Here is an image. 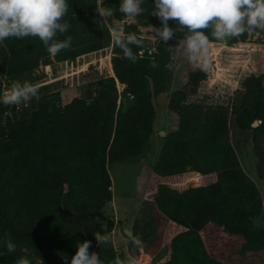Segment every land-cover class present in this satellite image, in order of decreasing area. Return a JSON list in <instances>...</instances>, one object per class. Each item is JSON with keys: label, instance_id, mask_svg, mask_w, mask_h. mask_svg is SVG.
<instances>
[{"label": "trees", "instance_id": "obj_1", "mask_svg": "<svg viewBox=\"0 0 264 264\" xmlns=\"http://www.w3.org/2000/svg\"><path fill=\"white\" fill-rule=\"evenodd\" d=\"M155 0H144V13L136 22H128L119 12L121 0H100L114 9L111 21L99 16L98 0H67L63 18L71 27L58 33L57 39L72 37L70 49L50 55L38 37L8 38L0 44V94L4 80L34 82L41 65L73 62L78 57L111 48L114 75L87 84L82 95L67 104L50 83L39 86L40 99L33 98L25 110L0 103V264H15L21 256L32 264H68L77 251V241L90 240V251L98 253L109 264L116 257L112 242L98 245L95 232L105 234L98 217L112 199L109 163L127 162L144 151L153 133L154 106L151 80L166 78L172 62V43L148 36L143 45H132L137 62L123 58V52L110 37L109 23L123 21L125 33L140 27H160L152 14ZM173 38H182L188 29L174 21ZM149 33L154 37L151 29ZM211 38L210 30H204ZM251 33L264 36V30H249L240 37H229V43L246 42ZM258 42H262L258 38ZM155 61L158 68L150 67ZM206 77L201 70L191 72L189 84L173 93L169 107L180 116L179 126L166 136L163 150L155 165L161 176L187 171L203 173L205 163L191 152L192 137L203 133H227L228 120L222 110L212 112L204 121L184 103L197 92ZM118 83L123 86L119 89ZM200 174L190 181H199ZM195 177H198L196 180ZM158 210L180 222L192 223L198 211L215 205L218 213L209 215L201 224L214 221L223 224H252L262 212V197L255 182L239 168L232 178L207 185L178 190L160 184L156 195ZM211 217V218H210ZM114 221L108 222L111 230ZM5 233L11 235L17 248L8 253L3 248ZM166 264H223L207 250L198 231L181 232L171 242V257Z\"/></svg>", "mask_w": 264, "mask_h": 264}, {"label": "rangeland", "instance_id": "obj_2", "mask_svg": "<svg viewBox=\"0 0 264 264\" xmlns=\"http://www.w3.org/2000/svg\"><path fill=\"white\" fill-rule=\"evenodd\" d=\"M126 21L136 22V18L135 21ZM114 22L123 26V21ZM141 29L142 36L155 39L148 31L151 28L141 26ZM184 37L170 40V74L166 78L151 80L153 133L144 151L131 161L107 165L112 180V199L104 205L98 219L116 256L122 259L134 256L137 264H166L171 257L173 238L186 225L158 210L156 195L159 185L177 186L175 188L182 191L189 186L232 178L241 168L259 189L262 212L253 217L251 225L223 224L219 228L211 219L203 230L202 221L209 214L218 213L215 205L207 206L197 212L192 227L201 232L207 250L223 264H264V36L251 33L246 42L238 43H229V38L210 41L212 65L207 71L189 63L184 53ZM258 38L262 42H258ZM111 58V48H107L80 56L73 62L53 60L51 65L40 66L34 73L40 78L31 83L39 86L50 83L53 90L61 93L62 103L67 104L82 95L87 84L113 75ZM196 70L206 73V77L197 92L189 95L184 103L204 121L219 110L226 113L228 120L227 133L205 135L200 129L192 137L191 152L206 165L203 173L198 172V182L189 180L195 171L172 176H161L155 171L166 136L179 126L180 116L170 109V99L175 91L188 86L189 76ZM10 86L11 83L4 80V92ZM118 86L122 90L123 86L119 83ZM27 105L16 106L25 110ZM256 119L261 122L253 126ZM178 183L181 186L176 185ZM110 220L114 221L111 230L107 229ZM127 225L133 228L131 236L125 233ZM135 240L141 242L139 246ZM145 255L147 260L143 261Z\"/></svg>", "mask_w": 264, "mask_h": 264}, {"label": "clouds", "instance_id": "obj_3", "mask_svg": "<svg viewBox=\"0 0 264 264\" xmlns=\"http://www.w3.org/2000/svg\"><path fill=\"white\" fill-rule=\"evenodd\" d=\"M143 3L144 0H121L119 12L135 21L145 11ZM68 7L67 0H0V44L8 38L38 37L50 55L70 49L71 36L64 40L56 38L58 33H65L71 27L63 19ZM96 10L105 22L111 21L114 15V9L102 6L100 0ZM151 12L161 21L160 27L151 25L153 35L159 41L167 44L176 35L175 29L169 26L170 20L188 29L184 37L185 56L191 65L204 71L212 65L210 36L204 30H210L211 38L215 40L240 37L249 30H264V0H155ZM109 33L113 44L122 50L123 58L137 62L138 57L131 46L141 47L142 35L125 33L115 22L109 23ZM149 66L158 68L159 64L152 61ZM165 67L172 69L171 64ZM33 98L40 99L39 85L17 80L0 94V103L6 106L27 105ZM95 237L99 246L108 243L107 235L95 232ZM2 243L8 253L16 251L17 245L9 233H5ZM134 243L139 246L141 242L135 240ZM91 244L90 240H78L77 251L70 264H105L97 252L90 251ZM4 254L0 251V255ZM15 264L32 262L21 256ZM65 264H68L67 258ZM109 264H137V260L134 256L122 259L117 255Z\"/></svg>", "mask_w": 264, "mask_h": 264}, {"label": "crops", "instance_id": "obj_4", "mask_svg": "<svg viewBox=\"0 0 264 264\" xmlns=\"http://www.w3.org/2000/svg\"><path fill=\"white\" fill-rule=\"evenodd\" d=\"M198 172H196L195 171V173L194 174H197ZM200 174V173H199ZM175 185V184H174ZM176 185H178V186H181V184H176ZM172 187H177V186H172ZM176 189H179V188H176ZM180 190V189H179ZM204 209V208H203ZM203 209H201L200 211H198V212H201ZM209 215H214V214H209ZM208 215V216H209ZM194 224V221L192 222V223H189V224H185L186 225V227L182 230V232H186V231H189V230H191V229H194L193 227H192V225ZM188 227V228H187ZM203 230H205L204 228H202ZM195 230V229H194ZM203 233L205 232V231H202ZM199 234H200V236H201V232H199ZM204 242V241H203ZM213 247H214V244L212 243L211 244ZM216 247V246H215Z\"/></svg>", "mask_w": 264, "mask_h": 264}, {"label": "water", "instance_id": "obj_5", "mask_svg": "<svg viewBox=\"0 0 264 264\" xmlns=\"http://www.w3.org/2000/svg\"><path fill=\"white\" fill-rule=\"evenodd\" d=\"M261 121L259 119L254 120V122L252 123L253 126H257ZM125 233L127 234V236H131L133 234V228L131 225H127L125 228Z\"/></svg>", "mask_w": 264, "mask_h": 264}, {"label": "bare ground", "instance_id": "obj_6", "mask_svg": "<svg viewBox=\"0 0 264 264\" xmlns=\"http://www.w3.org/2000/svg\"><path fill=\"white\" fill-rule=\"evenodd\" d=\"M112 74L114 75V72H112ZM143 261L147 260V255L144 256V258L142 259ZM145 263V262H144Z\"/></svg>", "mask_w": 264, "mask_h": 264}]
</instances>
